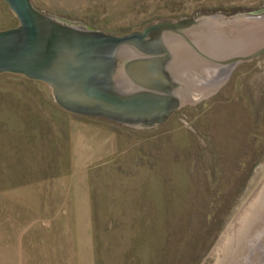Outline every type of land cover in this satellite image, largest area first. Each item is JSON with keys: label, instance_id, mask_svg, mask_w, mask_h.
<instances>
[{"label": "rangeland", "instance_id": "rangeland-1", "mask_svg": "<svg viewBox=\"0 0 264 264\" xmlns=\"http://www.w3.org/2000/svg\"><path fill=\"white\" fill-rule=\"evenodd\" d=\"M32 1L61 20L114 34L210 17L189 36L218 59L264 42V17H248L264 0ZM18 24L0 0V30ZM173 43L172 71L189 97L168 121L145 127L97 117L115 125L119 140L85 173L95 264H219L264 196V53L222 67L182 36ZM127 58L119 57V72ZM84 120L60 106L47 83L0 74V223L14 205L20 222L31 202L77 185L81 177L64 169L75 162Z\"/></svg>", "mask_w": 264, "mask_h": 264}, {"label": "water", "instance_id": "water-1", "mask_svg": "<svg viewBox=\"0 0 264 264\" xmlns=\"http://www.w3.org/2000/svg\"><path fill=\"white\" fill-rule=\"evenodd\" d=\"M4 1L19 24L0 30V74H22L47 83L63 108L124 124H162L187 102L188 90L172 71L177 60L173 41L178 36L200 54L227 67L264 53L263 42L223 59L209 56L192 41L189 32L210 17L161 20L142 30L114 34L61 20L39 9L32 0ZM248 17L263 18L264 6ZM124 54L132 56L125 64L131 82L120 78L119 57Z\"/></svg>", "mask_w": 264, "mask_h": 264}, {"label": "crops", "instance_id": "crops-1", "mask_svg": "<svg viewBox=\"0 0 264 264\" xmlns=\"http://www.w3.org/2000/svg\"><path fill=\"white\" fill-rule=\"evenodd\" d=\"M131 57L128 55L120 72V78L130 82L125 64ZM82 116L90 120L79 126L73 144L75 162L66 164L64 169L81 180L71 190L64 187L52 197L48 194L43 204L31 202L26 207L28 214L20 222L16 219V205L8 215L4 211L0 223V264H95L85 173L88 166L116 152L119 136L113 123Z\"/></svg>", "mask_w": 264, "mask_h": 264}, {"label": "bare ground", "instance_id": "bare-ground-1", "mask_svg": "<svg viewBox=\"0 0 264 264\" xmlns=\"http://www.w3.org/2000/svg\"><path fill=\"white\" fill-rule=\"evenodd\" d=\"M249 216L246 225L232 234L236 241L227 247L219 264H264V196Z\"/></svg>", "mask_w": 264, "mask_h": 264}, {"label": "trees", "instance_id": "trees-1", "mask_svg": "<svg viewBox=\"0 0 264 264\" xmlns=\"http://www.w3.org/2000/svg\"><path fill=\"white\" fill-rule=\"evenodd\" d=\"M257 161H258V159L255 161V163H251V164L248 165V169H246V178L251 174V172H252V170H253V168H254V166H255ZM245 166H246V163H245ZM218 222L221 224L222 220H219Z\"/></svg>", "mask_w": 264, "mask_h": 264}]
</instances>
